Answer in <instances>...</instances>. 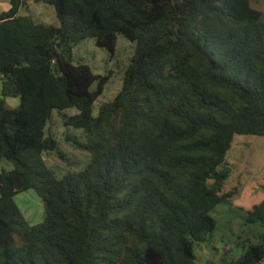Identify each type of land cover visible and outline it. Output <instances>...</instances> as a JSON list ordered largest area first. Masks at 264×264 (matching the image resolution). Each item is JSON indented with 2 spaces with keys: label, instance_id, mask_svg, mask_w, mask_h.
Instances as JSON below:
<instances>
[{
  "label": "trees",
  "instance_id": "16d2710c",
  "mask_svg": "<svg viewBox=\"0 0 264 264\" xmlns=\"http://www.w3.org/2000/svg\"><path fill=\"white\" fill-rule=\"evenodd\" d=\"M55 9L59 25L20 15ZM251 0H9L0 13V264H199L194 243L215 228L226 155L236 134L264 136V12ZM135 43L121 89L98 106L110 75L74 63L93 39L114 52ZM6 97H17L14 108ZM68 108L77 113L66 115ZM56 109L90 155L58 176L44 153ZM61 159L65 156L56 153ZM33 189L45 204L30 224L14 201ZM264 227V200L248 212ZM264 261V231L229 264Z\"/></svg>",
  "mask_w": 264,
  "mask_h": 264
},
{
  "label": "rangeland",
  "instance_id": "374dc122",
  "mask_svg": "<svg viewBox=\"0 0 264 264\" xmlns=\"http://www.w3.org/2000/svg\"><path fill=\"white\" fill-rule=\"evenodd\" d=\"M253 8L264 12V0H251ZM9 8V0H0V13ZM20 15H30L36 22L59 25L52 5L37 2L27 8H21ZM135 43L118 34L114 52L96 46L93 39L80 41L72 49L74 63L88 64L93 72L110 75L102 94L94 102L93 114L99 104L112 100L122 85L125 68L130 63ZM1 96V89H0ZM17 97H6L5 105L14 108L18 105ZM76 108L63 111L66 115L76 114ZM46 133L57 141L54 151L44 153L46 166L53 169L58 176L83 169L90 160V155L74 146L67 136H75L85 142L80 130L65 126L59 111L54 109L46 125ZM61 152L65 159L57 156ZM226 166L230 174L225 181L224 191L236 190L226 202L218 204L211 215L216 221L213 233L205 242L194 243L193 253L199 264H229L241 255L249 242H257L264 231L260 222H248V212L264 200V136L236 134L226 155ZM12 165L0 160V171L10 170ZM14 201L24 218L30 224L43 221L45 204L33 189L19 192ZM260 264H264V261Z\"/></svg>",
  "mask_w": 264,
  "mask_h": 264
}]
</instances>
